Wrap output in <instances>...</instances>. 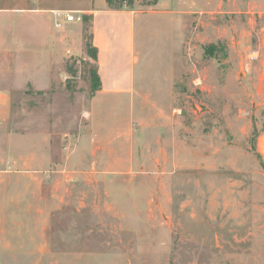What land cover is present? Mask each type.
<instances>
[{
    "label": "rangeland",
    "instance_id": "obj_1",
    "mask_svg": "<svg viewBox=\"0 0 264 264\" xmlns=\"http://www.w3.org/2000/svg\"><path fill=\"white\" fill-rule=\"evenodd\" d=\"M124 5L133 86L91 97L83 40L25 87L26 115L63 132V203L46 261L0 246V264H264V0Z\"/></svg>",
    "mask_w": 264,
    "mask_h": 264
},
{
    "label": "crops",
    "instance_id": "obj_2",
    "mask_svg": "<svg viewBox=\"0 0 264 264\" xmlns=\"http://www.w3.org/2000/svg\"><path fill=\"white\" fill-rule=\"evenodd\" d=\"M67 13L90 18L99 93L133 86L140 57L139 18L131 7L112 9L106 0H0V60L9 63L0 68V246L28 263L46 261L49 221L62 206L65 177L58 146L63 132L48 127V115L40 121L26 115L22 105L29 82L49 87L54 68L75 51L83 53L82 22L67 21Z\"/></svg>",
    "mask_w": 264,
    "mask_h": 264
},
{
    "label": "trees",
    "instance_id": "obj_3",
    "mask_svg": "<svg viewBox=\"0 0 264 264\" xmlns=\"http://www.w3.org/2000/svg\"><path fill=\"white\" fill-rule=\"evenodd\" d=\"M108 6L112 9L120 8L123 3L131 5L133 0H106ZM82 31L83 40L86 54L95 63L90 70V96L92 97L94 93L101 88V80L97 72L96 59H97V48L92 44L91 33H90V18L84 16L82 19Z\"/></svg>",
    "mask_w": 264,
    "mask_h": 264
},
{
    "label": "built area",
    "instance_id": "obj_4",
    "mask_svg": "<svg viewBox=\"0 0 264 264\" xmlns=\"http://www.w3.org/2000/svg\"><path fill=\"white\" fill-rule=\"evenodd\" d=\"M64 17L67 21H81L82 20V16L80 14L77 15V14L67 13L65 14Z\"/></svg>",
    "mask_w": 264,
    "mask_h": 264
}]
</instances>
